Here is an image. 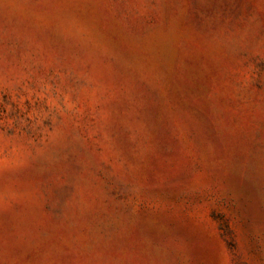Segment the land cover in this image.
Instances as JSON below:
<instances>
[{
	"label": "rangeland",
	"instance_id": "1",
	"mask_svg": "<svg viewBox=\"0 0 264 264\" xmlns=\"http://www.w3.org/2000/svg\"><path fill=\"white\" fill-rule=\"evenodd\" d=\"M0 264H264V0H0Z\"/></svg>",
	"mask_w": 264,
	"mask_h": 264
}]
</instances>
